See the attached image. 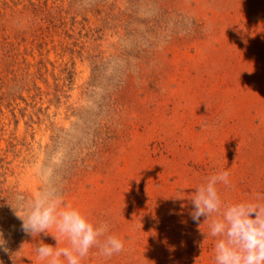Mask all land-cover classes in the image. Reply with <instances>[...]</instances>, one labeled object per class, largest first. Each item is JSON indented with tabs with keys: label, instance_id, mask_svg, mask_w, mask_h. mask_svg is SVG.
<instances>
[{
	"label": "rangeland",
	"instance_id": "obj_1",
	"mask_svg": "<svg viewBox=\"0 0 264 264\" xmlns=\"http://www.w3.org/2000/svg\"><path fill=\"white\" fill-rule=\"evenodd\" d=\"M228 168L264 204V0H0L3 264L56 246L12 209L41 191L124 241L81 264H215L190 195Z\"/></svg>",
	"mask_w": 264,
	"mask_h": 264
},
{
	"label": "clouds",
	"instance_id": "obj_2",
	"mask_svg": "<svg viewBox=\"0 0 264 264\" xmlns=\"http://www.w3.org/2000/svg\"><path fill=\"white\" fill-rule=\"evenodd\" d=\"M229 169L208 176L195 188L190 195L194 206L191 218L199 222L202 216L205 221L217 217L209 225V234L218 238L214 247L215 264H264V204L225 203L218 185L230 186ZM12 209L26 234L37 238L43 233L56 240L55 247L43 241L36 243L35 252L46 264H81L94 247L107 258L124 250V241L109 234L107 222L93 224L78 209L65 205L62 197L53 191H41L34 199L18 202ZM53 228L55 234L50 231ZM61 238L67 241L64 247L59 246ZM5 244L0 230V248Z\"/></svg>",
	"mask_w": 264,
	"mask_h": 264
}]
</instances>
